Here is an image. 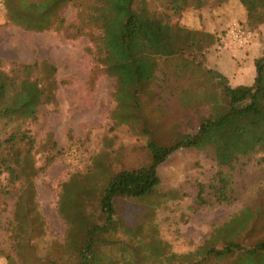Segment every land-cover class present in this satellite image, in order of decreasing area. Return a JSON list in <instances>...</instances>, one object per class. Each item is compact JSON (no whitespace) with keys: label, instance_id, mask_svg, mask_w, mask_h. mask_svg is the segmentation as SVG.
Returning <instances> with one entry per match:
<instances>
[{"label":"trees","instance_id":"trees-1","mask_svg":"<svg viewBox=\"0 0 264 264\" xmlns=\"http://www.w3.org/2000/svg\"><path fill=\"white\" fill-rule=\"evenodd\" d=\"M3 3L8 23L26 31L89 38L87 52L94 71L114 79L112 96L116 104L111 112L114 126L140 130V126L167 125L160 106H152L154 101H162L166 93L177 92L182 106L190 107L195 102L197 106L209 107L208 113L201 116L196 133L179 134L169 145L159 144L151 137L147 164L112 174L101 200L106 220L88 228L85 242L77 247L80 260L76 264L108 262V256H101L103 246L123 255L131 249L120 240L95 241L93 234L114 229L117 199L144 198L156 193L162 184L159 166L178 149L211 145L220 163L225 160L224 153L238 157L262 152L259 163H264V0H3ZM69 8L75 10L71 22L65 14ZM186 11L205 12L215 24L208 31L185 26L180 18ZM232 19L251 31L248 48L254 42L260 44L250 52L252 83L236 82L202 65L201 56L208 58L214 45L223 47L220 34L225 30L221 32L219 24ZM245 54L251 57L248 52ZM59 83L57 67L48 59L10 61L6 66L0 58V122L4 126L0 132V215L8 205L4 197L17 195L13 226L5 227V231L24 245L29 243L25 224L33 211L27 206L33 179L63 153L50 136L43 145L47 150L43 165L36 167L37 138L29 127L40 124L45 108L57 106ZM142 133L152 135L147 128ZM235 197L232 182L218 171L208 184L198 183L195 209L230 204ZM133 254L120 260L124 264H264V190L228 221L215 225L193 252H171L164 243L151 249L146 257L139 256L137 250ZM47 262L56 264L54 260Z\"/></svg>","mask_w":264,"mask_h":264},{"label":"rangeland","instance_id":"rangeland-1","mask_svg":"<svg viewBox=\"0 0 264 264\" xmlns=\"http://www.w3.org/2000/svg\"><path fill=\"white\" fill-rule=\"evenodd\" d=\"M65 14L69 22L75 18L72 8ZM210 19L205 12L186 11L180 22L208 31L215 24ZM90 44L87 36L72 39L63 33L26 31L10 24L0 0V58L6 66L10 61L45 58L57 67L58 104L45 108L40 124L29 127L37 138L35 166L43 165L47 154L43 145L50 136L63 150L46 171H39L33 179V191L27 197V206L33 210L25 224L28 245L5 231V227L13 226L18 197H4L8 205L0 215V264H48L47 259L56 264L78 263L80 255L76 250L85 242L88 228L106 220L101 200L112 174L147 164L151 137L159 144L169 145L179 134L196 133L201 116L208 113V106H197L195 102L190 107L182 106L177 92L166 93L162 101L151 103L160 106L167 125L140 126V130L114 126V79L94 71L87 52ZM201 60L205 69H212L206 56H201ZM252 81L251 74L244 82ZM144 128L152 135L142 133ZM3 129L0 122V132ZM256 153L238 157L224 153L225 160L220 163L211 145L178 149L159 166L162 184L157 192L144 198L117 199L114 229L93 234L95 241L113 239L131 246L124 255L103 246L101 256L106 255L109 260L104 264H124L120 257L127 258L134 250L146 257L151 249L164 243L169 251L178 254L198 249L215 225L228 221L264 190V163H259L263 153ZM218 171L232 182L235 199L230 204L196 210L198 183L208 184Z\"/></svg>","mask_w":264,"mask_h":264},{"label":"crops","instance_id":"crops-1","mask_svg":"<svg viewBox=\"0 0 264 264\" xmlns=\"http://www.w3.org/2000/svg\"><path fill=\"white\" fill-rule=\"evenodd\" d=\"M235 21L236 19H232L230 21L226 20L224 23H220L219 30H225L230 23ZM258 44V42H254L249 48L247 46L242 50L214 45L210 49V53L208 54V63L210 64L212 69L214 68L227 77L233 78L234 81L242 83L251 74H253V68L250 64V60L252 62L253 56L250 55V52L253 53V49L258 47ZM246 52L249 53V55L251 56L250 58L245 54ZM235 59H239V62H235Z\"/></svg>","mask_w":264,"mask_h":264},{"label":"built area","instance_id":"built-area-1","mask_svg":"<svg viewBox=\"0 0 264 264\" xmlns=\"http://www.w3.org/2000/svg\"><path fill=\"white\" fill-rule=\"evenodd\" d=\"M220 38L223 47L239 49L248 46L252 33L239 23L232 22L226 27L224 34Z\"/></svg>","mask_w":264,"mask_h":264}]
</instances>
